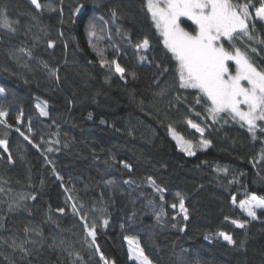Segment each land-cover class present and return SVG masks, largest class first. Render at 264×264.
Returning <instances> with one entry per match:
<instances>
[{"label": "trees", "instance_id": "obj_1", "mask_svg": "<svg viewBox=\"0 0 264 264\" xmlns=\"http://www.w3.org/2000/svg\"><path fill=\"white\" fill-rule=\"evenodd\" d=\"M41 3L57 11L50 13L47 7L36 10L30 0H0L8 17L19 20L14 34L0 28V88L6 92L0 100L9 101V124L39 145L37 149L14 129L0 126V137L8 133L15 161L7 163V154L0 150L5 157L0 160V177L6 181L0 182L4 189L0 192V264H70L73 258L67 252L51 246L54 240H64L65 247L79 251L84 264H102L99 254L90 255L94 250L83 245L84 229L80 218L72 214L73 202L78 208L84 205L81 211L88 214L89 222L96 221L100 251L115 264H135L128 259L125 236L138 238L154 264H264V215L258 211L261 218L244 229L224 220L225 216L248 219L231 204L232 195L237 202L246 194L264 196V161L253 167L264 144L260 139L253 141L239 124L229 121L221 126L209 119L205 138L211 147L197 149L195 156L179 150L168 125L196 141L199 134L186 120L203 127L206 114L202 105L195 104L194 90L176 87L174 61L168 59L170 54L166 55L143 10L144 0ZM77 3L84 5L80 14L72 11ZM254 3L258 5L259 0ZM113 8L120 16L115 22L110 16ZM89 22L103 29L98 35L104 39L92 38L97 48L104 50L105 58H115L129 72H135V80L129 75L125 83L101 67L100 57L89 44ZM189 25L190 21L185 26ZM257 28L255 35L264 39V27L258 23ZM143 38L149 39L150 48L144 53L147 60L140 62L134 45ZM47 40L55 41V48H47ZM237 44L245 48L239 41ZM254 46L259 54L250 55L258 66H264V46ZM22 47L30 49L33 57L22 54ZM41 61L59 68V81L49 79ZM164 67H168L167 72L162 71ZM156 79L159 84L154 83ZM163 87L169 91L157 95ZM177 94L180 101L175 99ZM37 98L48 102L47 117L39 115ZM21 113L23 122L17 124ZM124 163L131 165V171ZM218 166L226 167L227 175L218 173ZM147 177L166 189L163 202L148 185ZM233 178L239 182L229 183ZM128 179L135 183L125 184ZM108 180L114 183L109 185ZM177 193L185 198L190 218L183 221L177 216L179 223L173 228L177 221L172 216L178 209L173 210L171 204H178ZM20 194L35 195L36 199L25 201L26 208L9 212L8 204ZM68 196L73 199L68 200ZM149 201L154 203L149 205ZM61 207L63 214L56 211ZM160 207L167 213L163 223H158L153 213ZM101 208L106 209L104 215L109 220L106 228L100 226L101 213L96 211ZM26 226L39 227L43 235L25 233ZM180 227L185 231H179ZM218 231L232 235L236 245L216 239ZM209 234L213 238L206 240ZM20 245L25 251H20Z\"/></svg>", "mask_w": 264, "mask_h": 264}, {"label": "snow or ice", "instance_id": "obj_2", "mask_svg": "<svg viewBox=\"0 0 264 264\" xmlns=\"http://www.w3.org/2000/svg\"><path fill=\"white\" fill-rule=\"evenodd\" d=\"M30 4L39 11H43L46 7L50 13L57 11L55 7L41 3V0H30ZM83 8L84 5L82 3H77L72 11L74 14H80ZM143 10L146 11L152 26L158 34L163 48L166 50V55L170 54L168 59L174 61L176 87L183 90H194L195 104L202 105L206 114L204 116L205 126L203 127L191 119L186 120L187 125L199 134L196 141L186 139L178 134L171 124L168 125V132L176 141L179 150L187 156H195L197 149L206 150L211 147V141L205 138V130L210 127L207 124L209 119L213 124H221V126L222 123H228L229 121L239 124L241 128L247 131L253 141L260 139L261 143L264 144V66H258L250 55V53L259 54L258 48L254 45L264 46V39L255 35L258 32V23L261 27H264V0H259L258 5L254 3V0H144ZM60 12V22L63 23V9H60ZM110 16L112 22L120 18L115 8L111 9ZM32 19H35V17L33 16ZM99 19L104 24L108 23L103 16L99 17ZM189 21L191 22L189 27L194 26L191 31L189 27L185 26ZM18 24L19 20L12 21L8 17L6 6L0 7V28L14 34L17 31L14 25ZM40 31L47 35L43 28ZM98 31H103V29L98 30L95 23L89 22V44L100 57L99 63L101 67L106 68L110 75H116L125 83L129 75L135 80V72H129L115 58L111 60L105 58L104 50L97 48L92 38H96V40L105 38L102 35H98ZM117 32H120L119 26H117ZM60 35L63 36V32ZM124 35L126 36L127 33ZM108 38L110 39V36ZM33 39L37 43L40 42L36 37H33ZM238 41L244 44L245 48L238 46ZM55 43L53 40H47V48H55ZM64 44L67 47L66 41ZM134 47L137 53L140 54L139 61H146L147 56L144 53H147L150 48L149 39L143 38ZM19 51L28 58L33 57L30 49L22 47ZM41 63L47 70L49 79L60 80L58 67H50L43 61ZM22 66L26 67V65ZM157 67L159 68L160 65L158 64ZM162 71L167 72L168 67H164ZM109 79L110 76L106 77V82ZM154 83L159 84V79L154 80ZM168 91V87H163L156 94L163 96ZM0 96H6L4 88H0ZM175 99L180 101L182 97L177 94ZM7 103L9 101L0 100V126H3L4 129H14L24 140L39 149V145L35 144L19 127L9 124L6 110ZM47 103V101L40 102L39 98H37L35 107L42 117L49 115ZM195 114L197 116L201 115L199 112ZM22 116L23 113L16 117L17 124L23 122ZM89 118H91V115ZM103 122L101 121V123ZM31 123V120H29V132L32 131ZM258 133L260 136H258ZM7 135L8 133L5 132L4 136L0 137V150H2V153L7 154V163L14 164L15 161L9 149ZM47 151L51 152L52 148H48ZM3 159H5L4 155L0 154V160ZM260 161H264V149L261 150L258 158L253 160V167H256ZM123 167L131 171L130 164L124 163ZM216 171L224 175L228 173L226 167L220 168L218 166ZM0 182L6 183L2 177H0ZM238 182L235 178L229 181V183ZM107 183L112 185L114 181L108 180ZM124 183L131 186L135 181L128 179ZM147 183L155 193L159 194V199L163 202L166 189L158 185L151 177H147ZM3 191L4 189L0 187V192ZM65 191H68V189H65ZM176 196L178 197V204H171L173 210L178 209L176 214L172 216V219L177 221V223L172 224L173 228H176L179 223L177 216H181L183 221H188L190 218L189 209L185 206V198L179 193ZM29 199L35 200L36 197L31 194H20L8 204V211L13 212L26 208L24 202ZM67 199L72 200L73 198L68 196ZM230 201L234 207L238 208L248 218L247 220H241L225 216L224 220L230 222L235 228L244 229L251 221L259 220L261 216L258 215V211L264 215V196H258L254 193L246 194L244 199L237 202L236 196L232 195ZM153 203L154 201H149V205ZM83 207V204H80L79 208L75 202L71 204L72 214L78 216L82 221L81 226L84 229L83 245L88 249L94 250L90 255L99 254V260L102 264H115L114 260H110L100 251V246L97 243V223L95 220L89 222L88 214L81 211ZM56 211L63 214L65 209L61 207L56 209ZM96 211L101 213L102 224L100 226L106 228L109 223V220L104 215L106 209L101 208L96 209ZM153 213L158 223H163L167 217L163 207L158 210L154 208ZM48 219L50 220L51 217L49 216ZM2 227L3 224L0 223V228ZM24 231L25 233H34L37 236L43 235L39 227L26 226ZM179 231H185V227H180ZM214 236L228 245H236L233 236L227 232L218 231ZM212 238L213 234L205 235L206 240H211ZM124 240L128 246L129 260L134 261L135 264H154L149 255L145 254L139 239L125 236ZM12 246L14 248L17 247L15 241L12 242ZM51 246L67 252L68 256L73 258L70 264H78V262L79 264H84V258L80 252L65 247L64 240H59L58 242L54 240ZM19 248L20 251H25L23 245H20Z\"/></svg>", "mask_w": 264, "mask_h": 264}, {"label": "rangeland", "instance_id": "obj_3", "mask_svg": "<svg viewBox=\"0 0 264 264\" xmlns=\"http://www.w3.org/2000/svg\"><path fill=\"white\" fill-rule=\"evenodd\" d=\"M191 31V30H190ZM136 238V237H135ZM138 239V238H137ZM140 241V240H139ZM146 254V253H145Z\"/></svg>", "mask_w": 264, "mask_h": 264}]
</instances>
